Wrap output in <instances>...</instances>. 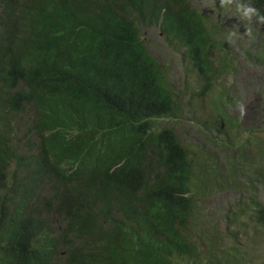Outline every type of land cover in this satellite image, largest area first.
<instances>
[{"label": "trees", "instance_id": "16d2710c", "mask_svg": "<svg viewBox=\"0 0 264 264\" xmlns=\"http://www.w3.org/2000/svg\"><path fill=\"white\" fill-rule=\"evenodd\" d=\"M192 1L0 0V264L247 260L236 234L218 242L192 227L190 151L171 127H156L174 113L175 94L140 25H159L205 88L232 68L213 61L227 49L225 37ZM239 2L264 13V0ZM252 33L247 55L261 63L264 25ZM213 104L225 119L219 132L237 129L218 99ZM256 143L248 136L236 150L257 163L247 182L264 187V147ZM198 165L206 189L226 186ZM236 166L225 176L233 186ZM248 192L227 218L236 228L245 219L256 241L264 237V202Z\"/></svg>", "mask_w": 264, "mask_h": 264}, {"label": "rangeland", "instance_id": "374dc122", "mask_svg": "<svg viewBox=\"0 0 264 264\" xmlns=\"http://www.w3.org/2000/svg\"><path fill=\"white\" fill-rule=\"evenodd\" d=\"M192 5L199 12L209 14V22L220 29L218 38L225 37L227 49L215 54L217 56L213 61L222 59L232 68L222 72L205 88V81L195 78L191 61L184 56L181 48L168 43L158 25H140V36L148 54L159 62L165 83L175 94L174 113L156 120V127H171L190 151L194 165L191 195L195 220L192 227L202 238L218 236V242L225 236L233 238V234H236L237 239H233L245 246L248 255L247 260L236 264H264V237L254 241L252 227L245 219L236 228L227 218L229 209L236 207L240 198L247 197L242 193L244 190H249V196L264 202V187L258 185L256 179L247 182L245 178L257 175V163L251 164L248 158H240L236 150L237 147L242 148L237 143L248 139V136L257 140L256 149L264 147V59L261 63H252L253 59L249 58L247 52H250L257 38L244 34L246 26L255 31L262 25H257L255 18L252 22L240 19L235 4L222 7L216 0H194ZM223 53L229 57L219 58ZM215 99H218L219 110L228 112L238 121L237 129L225 128L224 134L219 132V125L225 119L222 118L220 122V118L215 116ZM241 105L245 109L243 116L240 114ZM245 152L251 155L254 151L245 146ZM232 161H236L240 167L237 186L227 182L225 177ZM198 164L208 169L210 174L214 172L218 181L225 180L226 186L219 188L208 183L206 189L199 180L202 176ZM204 246L201 243V247Z\"/></svg>", "mask_w": 264, "mask_h": 264}, {"label": "clouds", "instance_id": "9594fccd", "mask_svg": "<svg viewBox=\"0 0 264 264\" xmlns=\"http://www.w3.org/2000/svg\"><path fill=\"white\" fill-rule=\"evenodd\" d=\"M235 4L236 11L239 13V18L252 22L255 18L257 25H264V13L260 11L257 7L252 4L240 3L239 0H220V5L222 7H227L229 5ZM156 25V24H154ZM145 26V25H143ZM159 26V25H158ZM245 35L252 37V29L246 26ZM240 114L243 116L245 114V109L243 105L240 106Z\"/></svg>", "mask_w": 264, "mask_h": 264}]
</instances>
